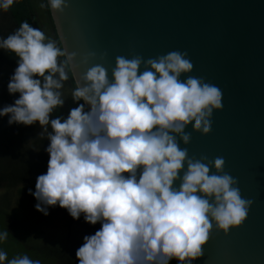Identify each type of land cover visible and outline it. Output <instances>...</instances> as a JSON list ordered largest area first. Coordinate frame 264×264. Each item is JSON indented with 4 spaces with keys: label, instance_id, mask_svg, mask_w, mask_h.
Returning <instances> with one entry per match:
<instances>
[{
    "label": "clouds",
    "instance_id": "9594fccd",
    "mask_svg": "<svg viewBox=\"0 0 264 264\" xmlns=\"http://www.w3.org/2000/svg\"><path fill=\"white\" fill-rule=\"evenodd\" d=\"M14 2L0 0V10ZM47 4L54 12L68 6L67 0ZM0 49L18 57L7 89L19 93L0 107V116L9 124L38 122V135L49 141L47 170L36 177L35 191L29 189L34 207L47 215L49 206L59 205L73 218L83 214L86 222L100 223L76 249L77 264H168L173 258L192 264L213 225L227 233L244 221L252 202L224 171V159L192 158L179 146L190 142L189 124L209 134L213 110L222 108L217 86L202 77L181 79L193 70L186 52L117 56L111 79L94 64L71 94L84 103L61 119L50 113L64 103L59 90L70 58L58 60L65 53L27 21L0 38ZM7 235L0 232V241ZM6 255L0 250V264ZM7 264L40 261L20 255Z\"/></svg>",
    "mask_w": 264,
    "mask_h": 264
},
{
    "label": "water",
    "instance_id": "95a60500",
    "mask_svg": "<svg viewBox=\"0 0 264 264\" xmlns=\"http://www.w3.org/2000/svg\"><path fill=\"white\" fill-rule=\"evenodd\" d=\"M67 5L50 9L75 81L94 64L105 67L111 79L117 56L154 58L179 50L193 64L181 79L202 77L220 89L222 108L213 110L210 133L189 124L190 142L179 146L192 158L222 157L224 171L252 203L244 221L227 233L213 225L192 264H264V0H67Z\"/></svg>",
    "mask_w": 264,
    "mask_h": 264
},
{
    "label": "rangeland",
    "instance_id": "374dc122",
    "mask_svg": "<svg viewBox=\"0 0 264 264\" xmlns=\"http://www.w3.org/2000/svg\"><path fill=\"white\" fill-rule=\"evenodd\" d=\"M62 88L64 95L69 97L68 86L63 84ZM6 100L1 97L0 107L7 105ZM72 104L71 99L67 106L71 108ZM7 120V115L0 116V138ZM27 132L25 128V135ZM32 145V139L20 149L0 145V175L11 174L8 184L16 183L27 169H30L28 179L32 182L24 184H35L36 177L46 172L49 154L42 148L33 149ZM24 184L6 187V182L0 180V232L8 233L0 241V250L7 254L4 264L20 255L39 260L40 264H77L76 249L84 242L83 237L88 235L83 217L73 218L54 206H49L48 214L44 215L34 207L37 203L35 197L19 192ZM67 249L71 259L64 256Z\"/></svg>",
    "mask_w": 264,
    "mask_h": 264
},
{
    "label": "trees",
    "instance_id": "16d2710c",
    "mask_svg": "<svg viewBox=\"0 0 264 264\" xmlns=\"http://www.w3.org/2000/svg\"><path fill=\"white\" fill-rule=\"evenodd\" d=\"M44 5L41 7V5ZM22 21H27L33 27H37L45 33L46 39H51L55 41L57 47H59L63 52V46L58 35V31L56 29L55 21L53 19L51 9L47 4V0H15L13 5L7 10L3 11L0 10V38H4L10 33H12L16 28L19 27ZM42 25L44 27H42ZM65 53V52H64ZM66 55L59 56L58 60H65ZM17 60L15 53L7 50V49H0V99L1 97L6 98L7 104L14 103V100L18 98L19 93H9L7 89V84L11 75L14 72V69L17 67ZM66 71L68 72V79L63 81L69 89V97H66L63 93V88L59 91L61 92V98L64 99V103L61 106H57L53 109L50 113V118H55L59 116L61 119L66 118L69 110L71 108L76 107L80 103H84L81 101H74L71 97L73 89L77 86L76 81L73 77L71 68L69 63H66ZM73 100V107L69 108L67 106L68 102ZM87 110V106H86ZM27 126V127H25ZM25 127L28 132L25 135ZM42 126L39 125L38 122H34L31 125H25L22 123H12L9 124L8 120L5 123V128L0 138V145L6 146L7 148L13 149H20L25 148L27 143L32 139L33 140V149L42 148L45 149L49 141L46 137H41L38 134L41 132ZM51 130V129H49ZM19 139V142H17ZM30 174V169H27V172L18 178L16 183L8 184L7 181L9 180L11 174H2L0 175V180H4L6 182V187H15L17 184H24L25 182L32 180L28 179ZM34 181V180H33ZM9 189V188H8ZM29 189L35 191V184H24L20 189L19 192L24 196L31 195L34 197L30 192ZM59 210H64L68 213L66 208H62L59 205L54 206ZM83 217V214H81ZM84 220V218H83ZM86 230L88 235L94 234V232L100 228V223L97 222L95 225L86 222ZM67 250L65 251L64 256H67ZM168 264H177L174 259H171Z\"/></svg>",
    "mask_w": 264,
    "mask_h": 264
},
{
    "label": "flooded vegetation",
    "instance_id": "af4514ba",
    "mask_svg": "<svg viewBox=\"0 0 264 264\" xmlns=\"http://www.w3.org/2000/svg\"><path fill=\"white\" fill-rule=\"evenodd\" d=\"M69 259H71L70 255H69V252H68V249H67V254H66Z\"/></svg>",
    "mask_w": 264,
    "mask_h": 264
}]
</instances>
